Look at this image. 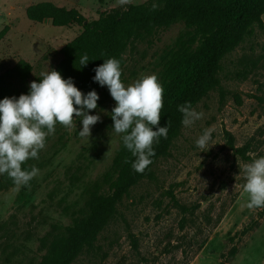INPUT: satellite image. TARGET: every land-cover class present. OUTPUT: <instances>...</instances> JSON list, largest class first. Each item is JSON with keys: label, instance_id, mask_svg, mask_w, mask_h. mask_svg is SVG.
<instances>
[{"label": "rangeland", "instance_id": "obj_1", "mask_svg": "<svg viewBox=\"0 0 264 264\" xmlns=\"http://www.w3.org/2000/svg\"><path fill=\"white\" fill-rule=\"evenodd\" d=\"M41 1L75 8L92 22L147 0H0V31L6 28L0 73L24 60L32 77L40 76L83 32L77 24L28 20L25 8ZM260 19L263 28L223 59L218 82L203 84L207 91L192 106L202 117L190 126L180 121L168 154L155 159L150 175L133 185L93 247L72 264H264V207L248 208L243 192L245 165L264 156V13ZM182 30L181 22L124 29L125 86L158 77L163 51ZM93 89L100 99L89 114L101 119L89 138L79 135L82 125L73 114L74 126L56 124L39 158L22 165L39 169L28 185L0 175V264L36 263L38 239L52 225L78 219L91 202L88 191L103 184L122 134L112 129L115 101L108 88ZM205 130L211 140L201 149L196 140Z\"/></svg>", "mask_w": 264, "mask_h": 264}, {"label": "trees", "instance_id": "obj_2", "mask_svg": "<svg viewBox=\"0 0 264 264\" xmlns=\"http://www.w3.org/2000/svg\"><path fill=\"white\" fill-rule=\"evenodd\" d=\"M153 4L157 5L155 9ZM263 13L264 0H147L84 24L86 19L77 9L58 7L50 1L25 8L26 18L35 23L48 20L54 27L72 24L83 27L81 34L63 46L61 60L50 69L60 72L62 78H73L75 86L83 93L104 87L92 79L93 69L103 60L119 59L122 67L124 29L171 22L183 24V30L160 57L157 78L164 91L159 126L167 123L169 130L166 139L161 137L159 144L153 145L152 163L142 173L134 171L131 165L135 157L121 142L109 169L103 174V184L95 183L88 191L91 202L78 219L67 225H52L38 239L42 254L34 264H72L84 250L93 247L133 185L142 176L150 175L157 157L168 154L176 126L183 118L177 106L185 102L193 106L207 91L206 87L203 89L205 82H218L216 76L222 69L223 59L251 37L256 28H263L260 19ZM5 30L0 31V39ZM84 54L90 61L80 68L79 59ZM41 78L42 75L33 78L32 66L19 60L0 73V99L27 94L30 83L39 82ZM4 177L9 184L14 183L7 174Z\"/></svg>", "mask_w": 264, "mask_h": 264}, {"label": "clouds", "instance_id": "obj_3", "mask_svg": "<svg viewBox=\"0 0 264 264\" xmlns=\"http://www.w3.org/2000/svg\"><path fill=\"white\" fill-rule=\"evenodd\" d=\"M120 2L127 4L131 0ZM152 7L155 9L157 5ZM89 61L87 54L82 55L80 68ZM93 71V81L101 87L107 86L115 101L111 110L112 129L122 134L124 147L135 157L132 169L142 173L152 163L153 145L159 144L161 137L166 139L169 130L167 123L159 126L163 86L154 74L125 86L121 80V61L116 58L103 60ZM99 99L95 89L83 93L75 86L73 78H62L56 70L42 73L39 82H31L27 94L0 99V175L7 174L14 183L28 185L39 169L33 166L28 170L22 165L29 159L39 158L38 153L45 147L47 136L55 132L56 124L73 127V114L80 118L79 135L89 138L92 126L101 119L99 114H89V110L97 109ZM177 107L184 126H190L203 115L196 112L190 102ZM210 140V132L205 130L196 140V146L203 149ZM244 171L247 207H264V156L245 165Z\"/></svg>", "mask_w": 264, "mask_h": 264}, {"label": "water", "instance_id": "obj_4", "mask_svg": "<svg viewBox=\"0 0 264 264\" xmlns=\"http://www.w3.org/2000/svg\"><path fill=\"white\" fill-rule=\"evenodd\" d=\"M86 23V21L84 22V24Z\"/></svg>", "mask_w": 264, "mask_h": 264}]
</instances>
